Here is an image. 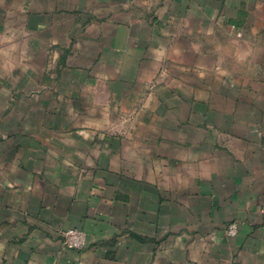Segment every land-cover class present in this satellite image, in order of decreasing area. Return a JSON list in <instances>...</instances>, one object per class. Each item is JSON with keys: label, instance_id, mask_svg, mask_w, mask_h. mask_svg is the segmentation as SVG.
Segmentation results:
<instances>
[{"label": "crops", "instance_id": "1", "mask_svg": "<svg viewBox=\"0 0 264 264\" xmlns=\"http://www.w3.org/2000/svg\"><path fill=\"white\" fill-rule=\"evenodd\" d=\"M0 264H264V0H0Z\"/></svg>", "mask_w": 264, "mask_h": 264}, {"label": "built area", "instance_id": "2", "mask_svg": "<svg viewBox=\"0 0 264 264\" xmlns=\"http://www.w3.org/2000/svg\"><path fill=\"white\" fill-rule=\"evenodd\" d=\"M227 233L229 236H236L238 233V226L231 224L228 227ZM63 245L72 250L82 251L88 245L87 234L79 229H68L62 232Z\"/></svg>", "mask_w": 264, "mask_h": 264}]
</instances>
